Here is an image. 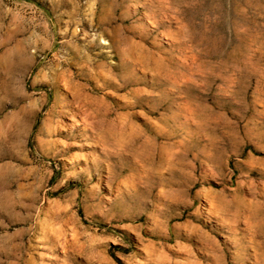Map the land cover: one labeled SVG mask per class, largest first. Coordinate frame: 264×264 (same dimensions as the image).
Masks as SVG:
<instances>
[{"label":"rangeland","instance_id":"rangeland-1","mask_svg":"<svg viewBox=\"0 0 264 264\" xmlns=\"http://www.w3.org/2000/svg\"><path fill=\"white\" fill-rule=\"evenodd\" d=\"M0 264H264V0H0Z\"/></svg>","mask_w":264,"mask_h":264}]
</instances>
